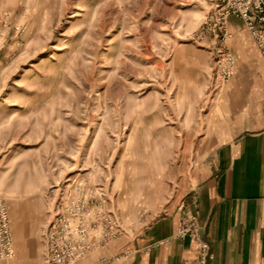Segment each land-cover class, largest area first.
<instances>
[{"label": "rangeland", "instance_id": "374dc122", "mask_svg": "<svg viewBox=\"0 0 264 264\" xmlns=\"http://www.w3.org/2000/svg\"><path fill=\"white\" fill-rule=\"evenodd\" d=\"M213 1L0 0V194L14 246L31 235L46 258L45 231L76 181L105 203L90 231L100 245L73 264L187 203L212 93L213 40L199 34ZM32 200L38 212L20 209Z\"/></svg>", "mask_w": 264, "mask_h": 264}, {"label": "crops", "instance_id": "0c3cea01", "mask_svg": "<svg viewBox=\"0 0 264 264\" xmlns=\"http://www.w3.org/2000/svg\"><path fill=\"white\" fill-rule=\"evenodd\" d=\"M229 27L234 34L229 46L237 58L236 73L215 92L213 51L208 48L212 93L202 124L195 130L201 136L194 170L184 176L183 195L186 207L200 213L201 234L210 243L213 264H264V60L241 18L230 16ZM36 205L38 201L32 200L20 209L26 213L35 207L38 212ZM180 215L173 207L138 232H129L76 264H199L195 239L175 237ZM42 217L41 212L33 218L37 227ZM123 218L126 224L130 220ZM11 227L15 232L20 229L13 228L12 216ZM15 247L14 260L0 264H47L36 237L17 238Z\"/></svg>", "mask_w": 264, "mask_h": 264}, {"label": "built area", "instance_id": "2783aa9c", "mask_svg": "<svg viewBox=\"0 0 264 264\" xmlns=\"http://www.w3.org/2000/svg\"><path fill=\"white\" fill-rule=\"evenodd\" d=\"M233 15L244 21L264 60V0H214L212 10L203 22L206 34L200 33L199 38L203 41L207 37L213 40L210 48L214 59L215 89H222L236 73L237 58L229 46L234 35L229 27V18ZM16 28L20 30V27ZM76 182L71 183L70 188L64 191L59 202L61 207L51 218L45 231L47 264H73L100 245L98 239H91L90 231L96 223L93 217L105 203L104 192H92L82 197L80 192L83 191L84 181ZM7 204V199L0 194V260L15 257ZM179 210L181 215L175 237H193L199 247V264H213L214 254L210 243L201 234L198 209L191 210L183 202ZM114 218L113 215H108V219L113 222ZM105 231L104 235L111 238L116 233Z\"/></svg>", "mask_w": 264, "mask_h": 264}, {"label": "bare ground", "instance_id": "6f19581e", "mask_svg": "<svg viewBox=\"0 0 264 264\" xmlns=\"http://www.w3.org/2000/svg\"><path fill=\"white\" fill-rule=\"evenodd\" d=\"M8 210H9V208H8ZM9 214H10V212H9ZM10 226H11V222H10ZM11 231H12V229H11ZM15 247V246H14ZM15 254H16V252H15Z\"/></svg>", "mask_w": 264, "mask_h": 264}]
</instances>
